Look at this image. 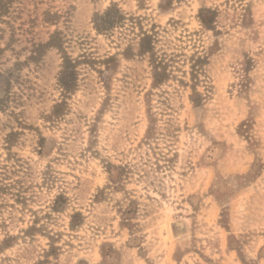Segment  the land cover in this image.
<instances>
[{"label": "rangeland", "instance_id": "obj_1", "mask_svg": "<svg viewBox=\"0 0 264 264\" xmlns=\"http://www.w3.org/2000/svg\"><path fill=\"white\" fill-rule=\"evenodd\" d=\"M0 264H264V0H0Z\"/></svg>", "mask_w": 264, "mask_h": 264}, {"label": "trees", "instance_id": "obj_2", "mask_svg": "<svg viewBox=\"0 0 264 264\" xmlns=\"http://www.w3.org/2000/svg\"><path fill=\"white\" fill-rule=\"evenodd\" d=\"M152 37H153V33L144 32L139 44H140L142 50H145L147 52L151 51V55H152L153 59H156L155 58V56H156L155 55V49L153 47V44H151ZM161 61H162L161 59L157 60L155 62V65L159 64V65H163V67H164L165 63L161 62ZM158 75H160V74H158Z\"/></svg>", "mask_w": 264, "mask_h": 264}]
</instances>
